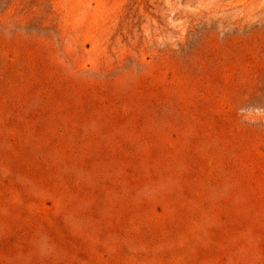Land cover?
Here are the masks:
<instances>
[{"label":"rangeland","instance_id":"rangeland-1","mask_svg":"<svg viewBox=\"0 0 264 264\" xmlns=\"http://www.w3.org/2000/svg\"><path fill=\"white\" fill-rule=\"evenodd\" d=\"M0 264H264V0H0Z\"/></svg>","mask_w":264,"mask_h":264}]
</instances>
